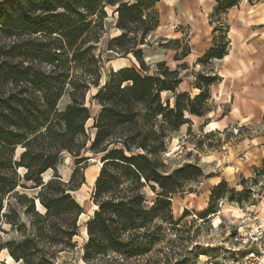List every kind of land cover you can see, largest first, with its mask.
<instances>
[{
	"label": "trees",
	"instance_id": "trees-1",
	"mask_svg": "<svg viewBox=\"0 0 264 264\" xmlns=\"http://www.w3.org/2000/svg\"><path fill=\"white\" fill-rule=\"evenodd\" d=\"M157 1H0V231L5 223L18 234L17 239H0V250L6 249L16 262L54 264L60 252L76 246L83 207L73 192L85 183L87 152L99 156L101 165L91 195L95 208L85 222V264H130L151 252L165 237L159 233V222L174 223L172 196L204 178L196 163L169 169L162 156L173 132L188 123L187 115L203 116L210 110V86L220 76L203 69L193 83L199 92L190 96L178 89L179 68L186 69V62L170 69L158 61L155 72H147L136 47L158 26ZM240 1L216 0L209 14L213 44L195 64L205 67L227 53L223 16ZM108 6L117 13L120 33L109 39L106 49L132 52L144 74L132 66L110 72L93 95L99 109L91 126L94 134L88 137L86 94L99 85L102 65L96 46ZM161 40L174 43L167 48L176 51L175 61L190 51L185 38ZM163 92L172 96L162 99ZM64 94L69 101L60 109ZM67 155L75 165L63 179L58 166ZM261 164L254 169L251 185L264 175V157ZM48 170L52 174L44 179ZM251 185L235 190L219 181L210 189L207 206L196 215L208 220L223 199L247 202ZM28 188L36 192L24 191ZM146 188L155 193L150 202Z\"/></svg>",
	"mask_w": 264,
	"mask_h": 264
},
{
	"label": "rangeland",
	"instance_id": "rangeland-1",
	"mask_svg": "<svg viewBox=\"0 0 264 264\" xmlns=\"http://www.w3.org/2000/svg\"><path fill=\"white\" fill-rule=\"evenodd\" d=\"M113 10L114 7L112 6L106 7L107 17L104 20V32L96 46V53L100 55L102 65L99 85L91 86L86 94V103L90 109V118L86 122L88 137H92L94 134V129L91 126L93 117L97 114L99 109V105L96 103L95 99H93V95L99 87L108 80L110 72L122 66H132L140 71L141 74H144L132 52L121 54L106 49L109 39L120 33V30L115 27L117 13L113 12ZM160 37L162 36L152 31L146 36L144 43H139L136 47V49L141 50L145 68L150 74L155 72V63L158 61H165L170 69H175L177 64L183 61V59L175 61L174 55L176 51L174 52L167 48L173 46L174 43L172 41L164 42ZM182 47L183 42L180 43L179 49H182ZM187 66L186 69L179 68L182 81L178 89L187 91L190 96H194L199 92V90L193 86L195 75L200 73L203 69L204 72L206 70L209 71V73H211V71L217 72V67L215 68L213 62L205 67L193 63H188ZM171 96L169 92L161 93L162 99ZM68 101L69 98L67 94H64L58 102V107L60 109L63 108ZM172 101L173 99L171 98V102ZM208 105L210 110L202 117L189 118L190 116L187 115L189 120L186 124H188L189 128L182 127L180 130L173 132L171 139L167 143L166 151L162 156L169 169L177 168L184 163H196L202 168L204 174L206 171L205 167H203L205 162H218L219 160L217 157H220L221 162L219 161V165L221 167V163L224 165L223 156L225 155L228 157L230 154V159L233 158L236 160L241 167L248 162H256L258 160L253 154H248L250 150H253L252 147H240L241 144L238 142L241 136L245 138L248 135L258 134L260 125L253 124L241 126L240 124H234L228 129L207 131V128L206 130L204 128L205 123L210 119L219 118V116L226 111V105H224L222 111L217 112L215 104L211 99L208 101ZM234 128L238 129L237 133L233 132ZM19 152L20 149H17L16 153ZM225 152L229 155H226ZM86 155L89 156V159L84 168L85 183L73 192L74 197L83 207V213L79 217V232L74 238L76 246L72 250L60 252L54 264H85L81 260L82 246L86 240L85 222L91 216L95 208L91 200V195L94 179L101 165L99 156H93L88 152ZM215 156L216 158H214ZM74 165L75 163L72 157L68 155L64 157L63 163L58 166V172L63 179L68 178ZM261 167V162H259L257 166H253L252 171L250 170L251 175L248 176L247 174V177L241 175L231 176L230 180H226L227 186L235 190L250 186L255 176L254 169H260ZM18 171L22 173L23 169H19ZM51 174V170L45 172L43 174L44 179L49 178ZM251 187L253 194L247 202L243 201L238 203L223 199V201L218 204L217 212H221L215 217L203 221L196 215L198 212L196 208H198V204L207 206L209 194L207 191L201 190L200 183L195 182L188 184L183 194H175L172 196L171 209L174 223L168 224L159 222L161 225L159 233L165 235V237L154 245L151 252L140 258L131 260L130 264H264V254L259 257L261 263L260 261L258 262L253 259H245L242 257L245 251L252 250V246L242 243L237 245L236 241L233 239L238 224V218L241 213L247 208L256 209L251 207L250 204H257V202L261 200V197L264 196V175L259 174L257 176V183L251 185ZM189 189L193 191L188 193L187 190ZM24 191L31 194L35 193L36 189L28 188L24 189ZM146 193L149 202L152 201L155 197V193L148 188H146ZM10 200L12 201V199ZM199 207L203 209V206L199 205ZM37 208L42 210L38 205ZM185 210L187 211L186 214H184ZM1 230L0 239L3 241L18 238L17 232L11 229L8 224L3 223ZM0 263L20 264L12 259L6 249L0 250Z\"/></svg>",
	"mask_w": 264,
	"mask_h": 264
},
{
	"label": "crops",
	"instance_id": "crops-1",
	"mask_svg": "<svg viewBox=\"0 0 264 264\" xmlns=\"http://www.w3.org/2000/svg\"><path fill=\"white\" fill-rule=\"evenodd\" d=\"M215 5L216 0H158L155 8L159 14V22L154 32L162 36L160 38H185L190 45V51L182 62L195 64L197 58L213 44L209 14ZM223 17L228 26L229 46L222 58L212 60L220 80L210 86V93L216 111L221 112L224 105L226 111L219 118L208 120L204 128L212 131L228 129L234 124H259L258 134L245 138L240 135L238 142L240 147H252L253 150L248 154H253L258 160L241 167L236 160L230 159L231 154L225 152L229 156H223L224 165L221 163V167L220 157H217L219 163L205 162L203 167L206 171L199 183L201 190L208 194L221 180H230L235 175L250 176L252 167L257 166L264 157V0L252 3L241 0L237 6L227 9ZM171 50L175 52L174 49ZM191 117L202 116L191 115L189 118ZM182 127L189 128L188 124L180 128ZM199 205L203 208L206 206L198 204L197 211L202 210ZM250 205L264 219V196L257 204Z\"/></svg>",
	"mask_w": 264,
	"mask_h": 264
},
{
	"label": "built area",
	"instance_id": "built-area-1",
	"mask_svg": "<svg viewBox=\"0 0 264 264\" xmlns=\"http://www.w3.org/2000/svg\"><path fill=\"white\" fill-rule=\"evenodd\" d=\"M234 128L233 132L237 133ZM233 239L237 245L247 244L252 250L245 251L242 257L260 261L259 257L264 254V219L259 216L257 209H245L238 218L236 232Z\"/></svg>",
	"mask_w": 264,
	"mask_h": 264
}]
</instances>
